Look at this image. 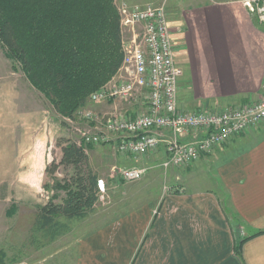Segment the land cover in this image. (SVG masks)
<instances>
[{"label": "crops", "instance_id": "obj_1", "mask_svg": "<svg viewBox=\"0 0 264 264\" xmlns=\"http://www.w3.org/2000/svg\"><path fill=\"white\" fill-rule=\"evenodd\" d=\"M256 22L241 2L230 0L187 3L169 19L183 69V108L232 105L259 95L264 24ZM195 161L196 171L208 165L210 176L85 227L76 240L75 264H264V120Z\"/></svg>", "mask_w": 264, "mask_h": 264}, {"label": "rangeland", "instance_id": "obj_2", "mask_svg": "<svg viewBox=\"0 0 264 264\" xmlns=\"http://www.w3.org/2000/svg\"><path fill=\"white\" fill-rule=\"evenodd\" d=\"M123 1L140 6L164 5L169 19L173 21L179 9L187 3L210 0H113L116 9ZM258 98H253V101ZM109 103L86 101L79 108L102 114L117 108V105V110L125 112L131 105L120 100ZM229 106L218 101L196 110ZM74 115L69 118L56 112L0 45V264H75L76 240L85 227L87 229L104 218L117 215L125 206L137 205L136 201L140 203L147 197L185 190L194 185L196 178L210 176L208 165L205 168L199 166L196 171V161L184 166L162 167L159 162L164 155L160 151L147 153L136 161L132 155L118 153L113 143L86 147L89 166L105 181L104 191L99 193L92 214L70 222L71 230L68 233L37 248L30 241L29 233L35 204L45 202L53 192L49 188L52 177L46 175L43 164L60 159L61 151L56 142L60 138L76 139L78 133L73 132L75 126L93 125V122L87 123L79 117L74 118ZM113 166H145L148 169L140 179L122 182L111 175ZM69 170L59 166L54 174L63 177ZM59 194L63 196V192ZM134 197H138V200Z\"/></svg>", "mask_w": 264, "mask_h": 264}, {"label": "trees", "instance_id": "obj_3", "mask_svg": "<svg viewBox=\"0 0 264 264\" xmlns=\"http://www.w3.org/2000/svg\"><path fill=\"white\" fill-rule=\"evenodd\" d=\"M120 42L113 0H0V45L53 109L69 118L115 74L122 60ZM56 145L61 157L44 169L53 192L35 204L29 232L37 248L93 212L100 193L98 175L88 164L91 144L60 138ZM59 166L70 170L55 176Z\"/></svg>", "mask_w": 264, "mask_h": 264}, {"label": "built area", "instance_id": "obj_4", "mask_svg": "<svg viewBox=\"0 0 264 264\" xmlns=\"http://www.w3.org/2000/svg\"><path fill=\"white\" fill-rule=\"evenodd\" d=\"M241 2L257 22L264 24V0ZM122 60L111 79L87 97L90 102L125 101L138 105L130 111L93 114L78 109L75 117L93 125L75 126L78 145L113 143L121 155L144 156L162 151L159 165L177 167L225 143L264 120V81L259 98L219 109H186L179 104L183 69L175 60L169 18L164 5L140 6L120 2ZM107 115V116H104ZM190 133L192 138L185 140ZM145 166H113L111 175L122 182L140 179ZM99 192L105 181L98 178Z\"/></svg>", "mask_w": 264, "mask_h": 264}]
</instances>
